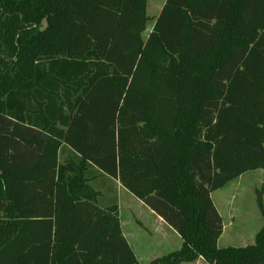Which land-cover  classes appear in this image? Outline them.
I'll use <instances>...</instances> for the list:
<instances>
[{"label":"trees","instance_id":"16d2710c","mask_svg":"<svg viewBox=\"0 0 264 264\" xmlns=\"http://www.w3.org/2000/svg\"><path fill=\"white\" fill-rule=\"evenodd\" d=\"M146 7L0 0V264H140L103 178L180 236L148 264H264L210 197L264 171V0Z\"/></svg>","mask_w":264,"mask_h":264},{"label":"rangeland","instance_id":"374dc122","mask_svg":"<svg viewBox=\"0 0 264 264\" xmlns=\"http://www.w3.org/2000/svg\"><path fill=\"white\" fill-rule=\"evenodd\" d=\"M152 1L153 0H147V15L151 19L154 17V12L158 9L159 6L156 5L153 8ZM160 3L161 1L159 0L157 4ZM148 25V28L150 29L152 22H149ZM93 187L96 188V190L101 191L103 195H108L105 197V204H103L102 200L99 201L100 206H107L110 203H113L112 201H116L117 203L118 199H120L119 195H121L122 190L112 179H100L96 181ZM263 187L264 173L262 172V170H257L244 173L239 178L229 182L222 189L213 192L212 198L214 202H221L222 207L225 211V213L223 214L225 225L224 234L222 239L218 241V248L245 247L253 244L256 232H258V230L264 224V216L260 213L257 206L256 192L258 190L260 191ZM263 193L261 196V201L264 211ZM228 201H231V205L235 211V213L231 212L230 214H239H237L238 216H236L234 222H232L231 219L228 220L226 218V216L229 214V206L227 204ZM123 217V219H125L126 215H124Z\"/></svg>","mask_w":264,"mask_h":264},{"label":"crops","instance_id":"0c3cea01","mask_svg":"<svg viewBox=\"0 0 264 264\" xmlns=\"http://www.w3.org/2000/svg\"><path fill=\"white\" fill-rule=\"evenodd\" d=\"M158 1L159 0L152 1L153 8L156 5H159L158 9L154 12V17L152 19H154L157 16V12L159 13L162 7L161 6L162 2L163 4L165 2V0H160L161 3L157 4ZM146 12H147V7H146ZM149 30L150 29L148 28L147 32L144 34V37H146V34L148 33ZM262 172L264 173V171ZM115 182L122 190L121 195H119L120 199H118L117 201L120 227L123 236L125 237L126 241L131 247L137 261L140 264H148L149 262H151L156 258H160L169 253L177 251L181 247V243H182L180 236L171 227H169L160 217H158L153 211L149 210L141 201H139L138 199L133 197L129 192H127L119 184V182L117 181ZM93 184H95V182H93ZM212 195L213 193H211L210 195L212 203L222 220V226H223L222 234L218 239V241H220L224 234L225 225H224L223 214L225 213V211L224 208L222 207L221 202L219 203L214 202ZM227 204L229 206V214L226 216V218L228 220L231 219L232 222H234V219L239 214L236 213L235 215H231L230 214L231 212L235 213L234 208L231 205V201H228ZM124 215H126L125 219H123ZM181 264H208V263H206L202 259H197L195 262L181 263Z\"/></svg>","mask_w":264,"mask_h":264}]
</instances>
